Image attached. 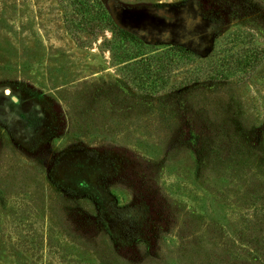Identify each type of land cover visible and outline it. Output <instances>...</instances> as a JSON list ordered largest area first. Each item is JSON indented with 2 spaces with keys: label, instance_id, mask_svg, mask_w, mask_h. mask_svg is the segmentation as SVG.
Listing matches in <instances>:
<instances>
[{
  "label": "rangeland",
  "instance_id": "obj_1",
  "mask_svg": "<svg viewBox=\"0 0 264 264\" xmlns=\"http://www.w3.org/2000/svg\"><path fill=\"white\" fill-rule=\"evenodd\" d=\"M101 1L154 49L264 50V0ZM69 2L0 0V264H264V54L148 95Z\"/></svg>",
  "mask_w": 264,
  "mask_h": 264
},
{
  "label": "trees",
  "instance_id": "obj_2",
  "mask_svg": "<svg viewBox=\"0 0 264 264\" xmlns=\"http://www.w3.org/2000/svg\"><path fill=\"white\" fill-rule=\"evenodd\" d=\"M69 1L72 13L65 15V22L77 44L83 46L86 43L80 35L81 32L92 36L111 32L112 37L105 38L103 45L110 50L126 81L148 95L165 89L174 69L186 63L202 62L201 54L185 45L175 44L154 49L155 46L147 44L137 34L118 24L101 0ZM216 45L217 42L197 68L186 71V76L173 86L174 89H180L202 78L211 81L227 80L240 68L242 70L254 67L258 58L264 54V50H261L252 51L247 57L231 55L216 59Z\"/></svg>",
  "mask_w": 264,
  "mask_h": 264
}]
</instances>
